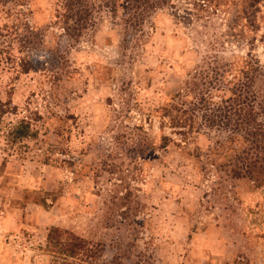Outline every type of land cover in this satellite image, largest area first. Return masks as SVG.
<instances>
[{"label":"rangeland","instance_id":"rangeland-1","mask_svg":"<svg viewBox=\"0 0 264 264\" xmlns=\"http://www.w3.org/2000/svg\"><path fill=\"white\" fill-rule=\"evenodd\" d=\"M93 1L74 40L61 0H0V264H49L54 227L105 245V262L264 264V187L218 167L225 135L162 111L209 61L264 64V14L252 31L241 0H173L134 28Z\"/></svg>","mask_w":264,"mask_h":264},{"label":"trees","instance_id":"trees-1","mask_svg":"<svg viewBox=\"0 0 264 264\" xmlns=\"http://www.w3.org/2000/svg\"><path fill=\"white\" fill-rule=\"evenodd\" d=\"M6 1V0H4ZM173 0H111L106 3L111 13L119 7L127 13L126 23L142 27L149 13ZM102 2V1H101ZM237 18L252 31L261 28L259 16L264 14V0H241ZM65 34L79 40L93 27L95 4L93 0H61ZM262 18V16H260ZM243 28L240 30L244 32ZM263 37V36H262ZM257 40V35L251 40ZM28 72L29 68H24ZM264 72L260 58L248 54L236 61L207 62L206 68L195 69L174 96L172 102L162 107L163 116L185 134L210 136L225 135V160L218 166L227 170L234 180H249L257 187H264V98L255 92L256 79ZM14 130L15 139L27 135V124ZM173 139L162 137L166 147ZM211 148L207 150L210 151ZM203 149L197 146L194 155L201 157ZM49 264H121L119 257L101 261L106 251L103 244H93L76 233L52 228L46 239Z\"/></svg>","mask_w":264,"mask_h":264}]
</instances>
